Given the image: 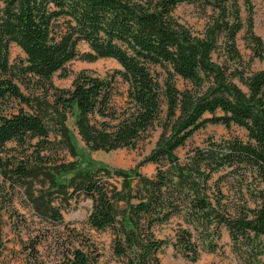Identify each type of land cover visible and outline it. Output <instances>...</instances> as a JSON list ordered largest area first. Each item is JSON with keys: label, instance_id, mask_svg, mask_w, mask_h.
Masks as SVG:
<instances>
[{"label": "trees", "instance_id": "trees-1", "mask_svg": "<svg viewBox=\"0 0 264 264\" xmlns=\"http://www.w3.org/2000/svg\"><path fill=\"white\" fill-rule=\"evenodd\" d=\"M181 4L205 17L200 32L175 16ZM253 15L252 0H0L2 180L24 188L34 213L51 222L62 221L71 200L92 199L88 223L113 229L114 254L126 264H163L158 252L169 243L195 262L201 251L218 250L222 225L242 264H264V69L254 70L238 43L244 32L252 57L264 60ZM80 42L87 52H79ZM12 43L25 55L17 64ZM76 58H111L120 68L106 77L81 71L71 87L56 86L54 74ZM178 77L187 82L183 89ZM117 78L127 86L119 104ZM18 81H34L36 89L24 93ZM11 101L25 108L9 110ZM70 117L90 151L133 148L158 125L161 134L142 162L156 164V173L81 167ZM208 124L236 125L246 138L210 136L182 160L177 150ZM10 142L22 154L15 156ZM225 177L239 184L242 202L233 210ZM176 215L187 227L174 241L156 237L155 227ZM59 264L98 262L73 245Z\"/></svg>", "mask_w": 264, "mask_h": 264}, {"label": "rangeland", "instance_id": "rangeland-1", "mask_svg": "<svg viewBox=\"0 0 264 264\" xmlns=\"http://www.w3.org/2000/svg\"><path fill=\"white\" fill-rule=\"evenodd\" d=\"M254 4V31L257 35L264 37V0H252ZM174 14L182 23L187 24L194 32H200L205 24V17L189 4L177 6ZM243 18H247L245 8H242ZM245 33L239 35V48L246 60L251 62L254 70L264 69V60L252 57L251 51L244 42ZM80 53L87 52L89 47L87 43L80 42L78 45ZM10 61L12 64L19 63L25 55L21 48L16 44L10 45ZM119 64L111 58H99L95 61H87L82 58H76L65 65L64 71L54 74L52 81L60 88H69L72 86L76 75L81 71H88L94 76L106 77L119 69ZM24 93L32 92L36 89L34 81L19 82ZM176 83L183 89L187 82L178 77ZM117 92L114 97L115 103L119 104L124 100L127 89L125 83L117 78ZM24 105L17 101H11L8 109H18ZM68 126L75 145H77V159L80 166L86 169L97 166H106L109 168L131 169L140 166L142 173L153 176L156 173L157 165L154 163H143V160L150 154L161 134L158 125L146 131L136 146L133 148H120L113 151H90L78 135L74 125V117L68 120ZM222 138L230 136H239L246 138V132L243 128L232 125L226 129L223 125L208 124L198 129L188 140L186 145L177 150L178 156L184 160L187 153L195 147L205 145L210 137ZM16 143L10 142L7 148L17 149ZM22 148H18L15 156L22 154ZM29 150L28 153H30ZM66 153L58 151L61 157ZM57 156V157H58ZM69 159H72L67 155ZM223 173L216 174L214 181L219 179ZM221 185L226 195L225 202L227 207L233 210L235 206L242 202L239 184L232 177H225ZM24 188L19 186L12 187L5 183L0 176V264H34L32 255L36 254L42 264H59L68 249L75 245L85 248L93 257H96L98 264H126L122 257L114 254L113 229L97 230L88 223V215L92 208V199L80 197L78 200H71L70 205L62 207L63 219L60 222H51L41 219L36 215L24 195ZM253 205V201L249 200ZM180 227H187L182 217L176 215L167 223L155 227V235L161 239L175 240V235ZM215 240L218 243V250L214 252L201 251L197 261L192 262L185 259L179 251L177 252L173 245L169 243L159 252L163 264H242L236 253L233 251L232 241L226 226L219 227L218 236ZM35 245L32 251L31 246Z\"/></svg>", "mask_w": 264, "mask_h": 264}]
</instances>
